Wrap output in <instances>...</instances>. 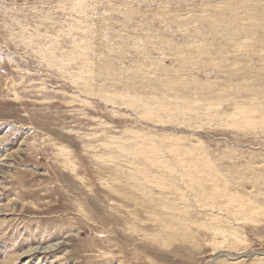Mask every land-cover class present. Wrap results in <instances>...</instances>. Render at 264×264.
Returning a JSON list of instances; mask_svg holds the SVG:
<instances>
[{"label": "rangeland", "instance_id": "374dc122", "mask_svg": "<svg viewBox=\"0 0 264 264\" xmlns=\"http://www.w3.org/2000/svg\"><path fill=\"white\" fill-rule=\"evenodd\" d=\"M0 264H264V0H0Z\"/></svg>", "mask_w": 264, "mask_h": 264}, {"label": "bare ground", "instance_id": "6f19581e", "mask_svg": "<svg viewBox=\"0 0 264 264\" xmlns=\"http://www.w3.org/2000/svg\"><path fill=\"white\" fill-rule=\"evenodd\" d=\"M197 166H198V165H197ZM193 167H194V166L192 165V168H193ZM198 167H199V166H198ZM198 169H199V168H198ZM197 171H198V170H197ZM201 171H203V170H201ZM205 171H206V170H205ZM193 172H195V171L193 170ZM194 174H195V173H194ZM194 174H193L192 176H194ZM203 175H204V174H203ZM187 176H190L189 173H187ZM198 176H199V175H198ZM193 179H194V177H193ZM196 179H197V178H196ZM201 179H202V178H201ZM200 181H202V180H199V182H200ZM194 182H195V180H194ZM196 182H197V181H196ZM199 182H197V184H198ZM214 190H215V188H214ZM215 191H216V190H215ZM213 192H214V191H213ZM141 206H142V205H141ZM142 207H143V206H142ZM158 219L160 220V217H158ZM159 220H158V221H159ZM163 220H164V219H163ZM160 221H161V220H160ZM170 221H172V220H170ZM156 222H157V220H156ZM162 222H163V223H162L161 225H162L163 227H165L164 230H166V231H167L166 228L172 227V226L174 225V224H173V225H170V226H169L170 223H167L168 221H167V222L162 221ZM160 223H161V222H160ZM175 227H176V225H175ZM177 227L179 228V226H177ZM168 232H169V231H168ZM170 232H171V231H170ZM172 233H173V232H172Z\"/></svg>", "mask_w": 264, "mask_h": 264}]
</instances>
